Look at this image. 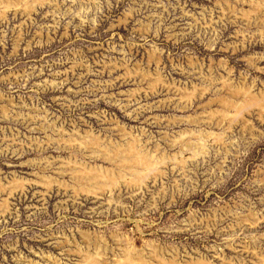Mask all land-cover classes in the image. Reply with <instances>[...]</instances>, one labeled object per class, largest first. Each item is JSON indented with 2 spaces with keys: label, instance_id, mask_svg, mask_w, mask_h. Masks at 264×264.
Masks as SVG:
<instances>
[{
  "label": "rangeland",
  "instance_id": "1",
  "mask_svg": "<svg viewBox=\"0 0 264 264\" xmlns=\"http://www.w3.org/2000/svg\"><path fill=\"white\" fill-rule=\"evenodd\" d=\"M0 264H264V0H0Z\"/></svg>",
  "mask_w": 264,
  "mask_h": 264
}]
</instances>
